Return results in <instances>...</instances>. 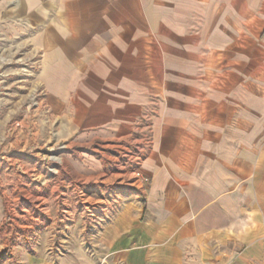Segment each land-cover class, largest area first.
Instances as JSON below:
<instances>
[{
  "label": "rangeland",
  "instance_id": "374dc122",
  "mask_svg": "<svg viewBox=\"0 0 264 264\" xmlns=\"http://www.w3.org/2000/svg\"><path fill=\"white\" fill-rule=\"evenodd\" d=\"M20 4L0 0V264L49 252L58 264L71 226L79 241L90 238L129 184L147 180L151 143L177 141L182 123L181 139L209 142L212 122L235 129L242 110L254 115L264 93V0H145L142 21L103 53L91 48L86 70L58 72V85ZM92 162L99 170L88 178ZM50 224V246H40Z\"/></svg>",
  "mask_w": 264,
  "mask_h": 264
},
{
  "label": "crops",
  "instance_id": "0c3cea01",
  "mask_svg": "<svg viewBox=\"0 0 264 264\" xmlns=\"http://www.w3.org/2000/svg\"><path fill=\"white\" fill-rule=\"evenodd\" d=\"M20 1L24 30L42 49L44 69L54 72L57 85L65 77L58 72L86 70L83 56L92 54L91 48L103 53L107 42L119 40L134 22L142 21L145 4V0ZM258 99L254 115L242 110L235 129L227 122L220 127L212 122L209 127L215 132L209 142L197 141L199 133L193 141L181 139L182 123L177 141L151 143L143 164L146 184L141 179L129 184L132 193L123 194L126 199L116 214L90 238L79 241L78 227L71 226L69 253L55 262L264 264V93ZM91 167L84 175L98 172L93 162ZM38 199L37 206H45L46 199ZM50 226L42 232L40 246H50V240L44 241ZM44 256L24 259L27 264H50L51 253Z\"/></svg>",
  "mask_w": 264,
  "mask_h": 264
}]
</instances>
